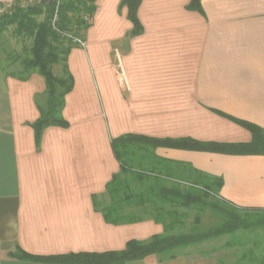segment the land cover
<instances>
[{
    "label": "crops",
    "instance_id": "obj_1",
    "mask_svg": "<svg viewBox=\"0 0 264 264\" xmlns=\"http://www.w3.org/2000/svg\"><path fill=\"white\" fill-rule=\"evenodd\" d=\"M121 2L96 0L86 47L69 54L68 127H48L37 140L45 79L0 67V264H65L13 254L118 252L166 233L154 220L109 224L95 209L93 198L108 202L106 185L120 172L112 139L243 144L253 135L238 121L264 129V0H203L202 12L188 9L191 0H142L136 36ZM154 154L146 169L187 185L197 172L221 178L220 200L264 209V155ZM192 249L125 264L214 263L213 253Z\"/></svg>",
    "mask_w": 264,
    "mask_h": 264
},
{
    "label": "trees",
    "instance_id": "obj_2",
    "mask_svg": "<svg viewBox=\"0 0 264 264\" xmlns=\"http://www.w3.org/2000/svg\"><path fill=\"white\" fill-rule=\"evenodd\" d=\"M203 0H191L188 9L202 12ZM44 0L36 6H17L10 14L0 16V37L13 27V35L32 40L31 56L23 61L24 76L27 80L33 73L41 75L46 82V104L40 106V118L33 124L37 140L44 129L51 126L68 127L63 118L66 96L74 85L73 76L68 68V57L72 49L79 48L69 35L84 39L85 32L91 27L96 11V0H63L58 9V18L53 23L56 12L55 3ZM142 0H122L127 6L128 19L134 27L132 35L143 32L138 18ZM42 17V19H40ZM62 67V75L56 76L52 67ZM251 131L253 139L243 144L201 143L191 139L161 140L126 134L114 138L111 146L120 163V172L115 174L106 185L105 200L93 198L94 206L100 211L107 223L113 225L133 224L154 220L163 224L165 234L155 235L149 241L131 240L126 249L101 254H71L59 257H35L18 252L13 256L38 262L65 264H125L141 260L150 255H160L172 259L176 251L197 247L205 242L225 236L227 240L221 248L245 250L235 254L233 262L217 260L214 264H264L262 242L253 240L247 247L246 241L237 235L240 231H255L264 228V209L242 208L219 199L222 188L221 178L197 172L192 184H182L176 180L159 175L155 167L146 169L148 158L157 159L154 150L158 147L215 152L229 155H264V129L253 124L239 122ZM210 207L220 217L216 227L201 231L183 233L189 219V210ZM135 212H132L134 211ZM197 214L194 223L199 224ZM180 229V233H175Z\"/></svg>",
    "mask_w": 264,
    "mask_h": 264
},
{
    "label": "rangeland",
    "instance_id": "obj_3",
    "mask_svg": "<svg viewBox=\"0 0 264 264\" xmlns=\"http://www.w3.org/2000/svg\"><path fill=\"white\" fill-rule=\"evenodd\" d=\"M40 19H42V17H40ZM31 46L32 40H25L21 37L13 35V27L10 28L0 37V67L12 75L24 76L26 72L23 69V61L25 58L31 56ZM52 71L56 76L62 75V67L59 65H54L52 67ZM132 212H135V210ZM188 213L189 219L182 231L183 233H190L192 230L203 231L205 229L216 227L220 223L219 215L210 207H204L202 210L196 208L189 210ZM197 214L201 216L199 224L194 223ZM180 232V229L175 231V233ZM237 235L246 241L248 244L247 247L251 245L253 240H260L262 242L260 252L264 249V228H259L253 232L240 231ZM231 238V236H225L223 238L210 241L209 243H203L195 247V250L198 248L197 251H200L199 254H205L207 252V254L210 255V253H213L214 263H216L218 259L225 262H233L235 254H241L245 249L221 248L223 244ZM192 250L196 252L194 249Z\"/></svg>",
    "mask_w": 264,
    "mask_h": 264
},
{
    "label": "built area",
    "instance_id": "obj_4",
    "mask_svg": "<svg viewBox=\"0 0 264 264\" xmlns=\"http://www.w3.org/2000/svg\"><path fill=\"white\" fill-rule=\"evenodd\" d=\"M44 0H0V16L4 14H10L14 11V9L19 7H28V6H36L43 2ZM63 0H53L52 3H55V15L53 19V23L57 21L58 18V9L60 4ZM69 37L72 39L73 43L80 48L86 47V42L83 38L78 36L69 35Z\"/></svg>",
    "mask_w": 264,
    "mask_h": 264
},
{
    "label": "water",
    "instance_id": "obj_5",
    "mask_svg": "<svg viewBox=\"0 0 264 264\" xmlns=\"http://www.w3.org/2000/svg\"><path fill=\"white\" fill-rule=\"evenodd\" d=\"M53 2V0H48L47 4L50 5Z\"/></svg>",
    "mask_w": 264,
    "mask_h": 264
}]
</instances>
